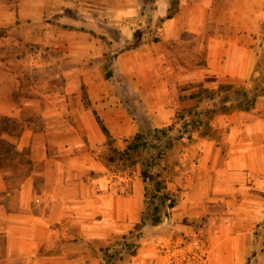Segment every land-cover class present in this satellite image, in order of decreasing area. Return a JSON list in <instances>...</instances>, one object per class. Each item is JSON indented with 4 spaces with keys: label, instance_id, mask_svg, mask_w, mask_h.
<instances>
[{
    "label": "crops",
    "instance_id": "1",
    "mask_svg": "<svg viewBox=\"0 0 264 264\" xmlns=\"http://www.w3.org/2000/svg\"><path fill=\"white\" fill-rule=\"evenodd\" d=\"M146 22L158 25L139 37ZM5 24L12 39L67 59L4 63L11 77H0L10 86L0 89V115L20 116L19 100L41 101L45 119L9 138L30 160L18 174L0 167V264H101V249L145 209L140 164L111 160L142 132L138 117L152 129L169 126L197 104L199 87L251 89L264 73V0H0ZM21 63L59 67L63 78L45 81L39 98L16 94ZM208 122L184 160H162L177 204L143 228L144 241L121 264H165L170 247L191 264H249L258 249L253 264H264V94L250 110L233 107Z\"/></svg>",
    "mask_w": 264,
    "mask_h": 264
},
{
    "label": "trees",
    "instance_id": "2",
    "mask_svg": "<svg viewBox=\"0 0 264 264\" xmlns=\"http://www.w3.org/2000/svg\"><path fill=\"white\" fill-rule=\"evenodd\" d=\"M253 81L251 89L234 88L229 84H221L216 89L199 87L194 90L191 97L198 100L195 106H191L186 112L179 113L175 123L163 128L153 129L154 140L156 141L153 146L157 147L158 151L153 153L148 160L140 162L131 160L147 146V140L142 132L137 133L123 149L115 148L121 159L119 161L123 163L134 161L133 163L140 164V173L146 183L145 209L141 221L135 223L133 229L101 249V264H121L125 262L126 257L135 254L144 241L143 228L147 224L157 225L161 223L163 218L177 204L175 195L167 189V179L163 175L165 168L161 166V162L165 152L176 142L181 144L192 142L194 131L204 126L208 127V119L216 112L229 111L233 107L245 111L250 110L257 97L264 94V73L259 80L254 79ZM82 92L86 98L85 86H82ZM85 103L89 104L88 101ZM97 119L103 132L110 140L109 130L99 116H97ZM1 123L4 124L0 126V135L7 132L18 137L25 129L12 116L0 115ZM6 159L9 160L6 165H15L16 167L22 166L30 160L27 158L25 150H19L16 142L0 136V161ZM111 160L113 161L114 158H111ZM6 165L0 162V167ZM261 244L263 245L264 241Z\"/></svg>",
    "mask_w": 264,
    "mask_h": 264
},
{
    "label": "rangeland",
    "instance_id": "3",
    "mask_svg": "<svg viewBox=\"0 0 264 264\" xmlns=\"http://www.w3.org/2000/svg\"><path fill=\"white\" fill-rule=\"evenodd\" d=\"M158 24H152L151 22H146L144 24V27H142L141 29H139L140 34L138 35L139 37L142 36V32L143 31H148V30H152L156 29L155 27H157ZM160 25V23H159ZM136 42V40H135ZM39 46L33 44V42H31L30 40H26L24 38H11V24L10 25H3L0 26V77H11V72L10 70H8V68L6 66H9L7 62L11 61V59L14 60H20V61H27L32 59V60H36L37 62H39L40 60H47V61H65L67 59V57H65L63 54L58 53L55 50H52L49 53H46L45 51H42V55L39 54ZM121 46L116 44L115 46H113V50L117 51V49H120ZM12 51V53H11ZM113 51L110 52L109 55H112ZM15 56V57H14ZM40 56V57H39ZM14 57V58H12ZM7 63V65L5 66L4 63ZM35 62V61H33ZM110 62V61H109ZM11 65V63H10ZM263 70H264V61H263ZM62 69H60L59 67H47V68H42V67H34V65H30L25 63H21L18 64L14 70L15 73L19 74V77L21 78V82L19 85V89L16 91V94H21V95H27V96H32V98L36 99L39 98V94L42 91L43 87H44V83L47 80H53L54 82H56V80H58V84L61 82V79L63 78L62 74H59V76H57L58 73H62ZM107 76H109V74H111L109 76V79L112 80L114 83L116 81V77L115 74L113 72V70L109 67L107 70ZM10 87V86H9ZM8 86H4V85H0V89L1 88H5V89H10ZM116 88L121 91L122 89L124 90V88L122 87V89L120 90V86L119 84H116ZM127 101L129 104L135 106L136 108L138 107L137 110V114H140L142 111V106L140 103H137V101L135 100V98L133 97V95H127ZM16 105L18 107H21V115L18 117H15V119L18 121V123L21 125H23L24 127L27 126H31L36 125L37 127H39L43 121H44V117H42L41 112L42 109L45 108L43 102L41 101H36L33 102L32 104H24V101H17ZM140 110V111H139ZM139 121L141 122L142 125V133L145 137V139L147 140V146L145 148H143V150L135 155L133 157V159L131 160H138V162L143 161V160H148L149 157L158 151V148L154 147L153 144L154 142H156L154 140V132L153 129L151 127H148V122L146 121L145 118L142 117H138ZM145 119V120H144ZM4 124L1 123L0 126ZM11 126V125H10ZM9 126V127H10ZM11 128V127H10ZM9 128V129H10ZM204 128V127H203ZM1 137L9 140V138H11V140H15L17 137L11 135V133H7V132H3L1 135ZM118 139H120L119 137H117ZM124 140H126L125 137L121 138V141L124 142ZM187 146V143H179L176 142L172 147H170L166 152L165 155L163 157L162 160H171L172 164H179L180 160H184V155L183 153L185 152V147ZM112 158H114V160H121L118 156V153L114 150L112 151ZM198 153H196L194 160L198 159ZM27 156V155H26ZM17 160V159H16ZM188 160V159H186ZM2 162L4 165H6L9 160H2L0 161ZM11 162V161H10ZM132 162H125V163H120L117 166H121L122 165H127V166H134L135 163ZM7 167H10L9 165H6ZM13 168V170L15 171V174H18V172H22L23 169H20L21 166H19L18 168H15L14 166H11ZM169 171V170H168ZM18 176V175H17ZM16 176V177H17ZM17 179L13 180V184L17 183ZM204 224V222L197 221L196 225L197 227H202ZM2 243V238L0 237V244ZM261 247V245H260ZM259 246L257 248H260ZM257 253H258V249H255L253 251L250 252V257H251V261L249 262V264H253L256 257H257ZM3 264V263H2ZM165 264H191L189 263L188 257L185 255L183 250H178L177 248L174 247H170L169 249H167V260L165 261ZM194 264V263H192Z\"/></svg>",
    "mask_w": 264,
    "mask_h": 264
}]
</instances>
